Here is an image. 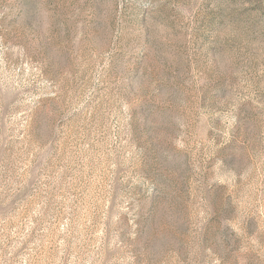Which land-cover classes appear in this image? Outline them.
Segmentation results:
<instances>
[{
    "label": "rangeland",
    "instance_id": "1",
    "mask_svg": "<svg viewBox=\"0 0 264 264\" xmlns=\"http://www.w3.org/2000/svg\"><path fill=\"white\" fill-rule=\"evenodd\" d=\"M0 264H264V0H0Z\"/></svg>",
    "mask_w": 264,
    "mask_h": 264
}]
</instances>
